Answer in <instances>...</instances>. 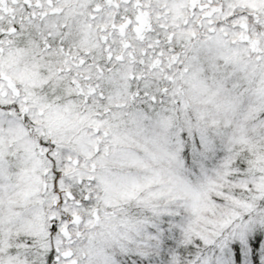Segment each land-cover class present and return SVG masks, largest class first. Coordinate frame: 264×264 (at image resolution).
I'll return each mask as SVG.
<instances>
[{
  "label": "snow or ice",
  "instance_id": "1",
  "mask_svg": "<svg viewBox=\"0 0 264 264\" xmlns=\"http://www.w3.org/2000/svg\"><path fill=\"white\" fill-rule=\"evenodd\" d=\"M0 264H264V0H0Z\"/></svg>",
  "mask_w": 264,
  "mask_h": 264
}]
</instances>
